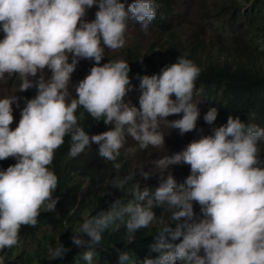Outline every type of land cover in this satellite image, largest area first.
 Segmentation results:
<instances>
[{
	"label": "clouds",
	"instance_id": "clouds-1",
	"mask_svg": "<svg viewBox=\"0 0 264 264\" xmlns=\"http://www.w3.org/2000/svg\"><path fill=\"white\" fill-rule=\"evenodd\" d=\"M95 5L99 10L88 21V10ZM159 7L157 0L130 4L126 0H0V31L4 33L0 80L5 74H19L18 90L24 95L15 130L10 127L13 104L19 107L20 97L0 98V160L17 161L6 170L0 168V264L15 251L22 225L36 226L42 208H57L60 198H53V193L59 177L50 166L66 136L71 138L69 155L73 158L93 142L98 144L99 155L116 170L111 186L125 194L74 229L73 243L87 248L77 264L81 260L95 264V250L107 230L123 225L134 238L139 229L161 222L156 221V208L171 213V222L150 246L159 255L141 261L121 251L119 264H264V156L260 154L264 127L232 115L225 124L215 126L219 111L210 107L199 123L214 125L211 134L153 160L154 167L148 171L143 166L138 169L145 180L160 175L154 193L141 187L137 172L120 175L121 156L127 162L136 153L135 147L125 148L129 137L140 150L159 147L166 138L161 120L183 114L168 120L183 135L197 129L201 116L194 95L202 69L193 60L182 55L158 74L138 76L141 94L136 107L126 99L136 90L129 62L105 57L106 48L124 47L130 22L138 23L145 33L150 26L156 28L153 22ZM170 34L157 36L154 52H159ZM85 58L89 74L75 85V98L69 91L72 73ZM106 59L111 60L101 65ZM44 69L51 72L50 79L43 75L35 79ZM32 88L37 89L36 96ZM80 109L95 119L103 133L88 134L81 124L84 113L78 116ZM181 164L191 167L184 183L169 171L170 166ZM169 236L180 242H169ZM69 250L59 241L49 246V258L63 257Z\"/></svg>",
	"mask_w": 264,
	"mask_h": 264
},
{
	"label": "trees",
	"instance_id": "trees-1",
	"mask_svg": "<svg viewBox=\"0 0 264 264\" xmlns=\"http://www.w3.org/2000/svg\"><path fill=\"white\" fill-rule=\"evenodd\" d=\"M178 1L157 0L160 6L159 14L153 24L159 36L167 31L171 34L165 38L158 53L153 51V47L145 51L139 47H133L132 50L128 47L130 51L123 60L130 64L129 75L135 73L142 77L158 74L165 66L176 63L178 57L183 55L202 69L196 81L194 98L200 94L209 107L218 109L219 114L215 121L217 126L225 124L232 115L239 116L246 124L255 123L264 127V58L261 56L264 52V0L219 2L220 18L231 20L230 30L236 31L243 48H248L245 49L247 52L242 54L229 52L224 60L211 50L203 38L197 39L194 35L183 37L174 30L172 16L175 14ZM126 2L130 4L133 0ZM247 4L251 7L247 13H243L242 9ZM110 60H102L100 64L103 65ZM26 95L27 100L32 99L30 89ZM82 112L84 119L81 124L85 130L87 129L88 134L90 135L91 131L95 132L91 135L103 133L100 126L95 125V119L84 109H80L78 116ZM70 139V136L65 137V143L59 147V152H55L50 166L59 177L58 187L53 193V198H60L57 208L54 211L42 208L36 226L22 225L19 243L15 248V250L21 248L22 252L18 254L15 251L9 252L5 255L4 264H77V259L87 251V248L73 243L74 229L79 227L85 218L108 210L111 203L125 195L111 186L116 170L112 162L99 155V145L93 142L82 154L73 158L69 155ZM260 149L261 156H264V143H261ZM120 161L121 176L132 172L123 155ZM16 162L11 157L0 160V168L6 170ZM136 179L139 177L136 176ZM84 186L86 188L82 191ZM145 186L151 188L153 193L159 187L153 182L141 185L142 188ZM155 212L156 221L161 222H154L147 228L139 229L134 238L123 225L118 229L113 227L107 230L101 246L95 250V264H119L121 251L130 252L135 260L141 261L146 257L158 256L159 253L152 252L150 246L157 242L160 229L171 222V213L163 208H156ZM48 227L54 231L44 234L41 229ZM172 227H175V222H172ZM59 241L70 250L63 257L50 260L49 246L55 247ZM169 242L180 241H171L169 236ZM80 264L86 262L81 260Z\"/></svg>",
	"mask_w": 264,
	"mask_h": 264
},
{
	"label": "rangeland",
	"instance_id": "rangeland-1",
	"mask_svg": "<svg viewBox=\"0 0 264 264\" xmlns=\"http://www.w3.org/2000/svg\"><path fill=\"white\" fill-rule=\"evenodd\" d=\"M221 0H179L178 5L176 7V11L174 16H172L173 20V28L177 33H181L183 37H188V35H194L198 38H203L209 45L211 50L221 59L224 60L226 54L229 52L235 53H243L247 52L243 48V43L241 40H238L236 31H233L230 28L232 27L231 20H222L220 18V13L218 12V7H220L219 2ZM250 4H247L242 12L247 13L250 9ZM99 10L98 5L93 6L88 10L86 19L88 21L95 19V13ZM158 30L155 27H149L147 33L141 28L138 23H129L128 29L125 33L126 43L124 47L120 49H105V57L113 58L114 60H122L128 55L129 51L128 47L133 49V47H139L143 51L148 50L150 48H156L159 45L157 42V32ZM4 33L0 31V39H2ZM263 38V37H261ZM196 39V40H197ZM195 40V41H196ZM235 42V44H234ZM237 47V48H236ZM242 47V48H241ZM263 49V47H262ZM241 51V52H239ZM261 51V50H259ZM264 58V52L261 54ZM104 57V58H105ZM117 57V58H115ZM264 60V59H263ZM71 62V59L70 61ZM87 58L81 59L78 63L75 71L72 73L71 84L69 87V91L72 93L73 97L78 98L75 85L78 84L79 81L86 78L89 74V66L86 64ZM43 75L45 80L50 79L51 72L47 69H44L42 73H38L35 79H39L40 76ZM131 82L135 85L136 90L129 93L130 98L129 101L132 105L139 107V84L141 80L136 74L131 75ZM19 74H14L9 76L5 74V77L0 80V98L9 97L13 95H17L20 97L19 99V107L16 104H13V115L14 121L10 125L13 130L18 126V123L21 119V111L23 107V98L24 95L22 92H19ZM34 90V96L37 95V89L32 88ZM23 96V97H22ZM173 98L174 95H173ZM200 109L201 116L197 122V129L191 132L185 133L181 135L179 129L171 128L168 120H175L182 117L183 114H174L169 116L165 120H161L160 122V130L165 135V145L154 147L149 146L146 150H140L131 137L128 138V142L125 145V148L135 147L136 153L134 156L129 157V164L132 167V172H137L138 169L143 166L145 171L150 170L154 167L152 164L153 160L157 158L163 157L165 155H170L179 151H182L190 142L194 139H199L202 135L211 134L212 127L214 125H209L206 122L205 126L200 125L199 121L203 119V116L208 112L210 107L207 105L205 100L202 98L200 94H197L196 100L194 101ZM215 126H217L215 124ZM203 129V132L200 130ZM123 150V149H122ZM124 151V150H123ZM158 172V170H155ZM169 171L173 174L176 181H180L184 183L187 176L191 173V167L188 164L181 165H172L170 166ZM167 173H165L166 178ZM137 177H139V181L141 185L148 184L150 182H157L159 185L161 183V177L157 173L151 176L149 179H144L140 176L139 172H137ZM201 218V214L196 215V219L199 220ZM45 229V230H44ZM49 230V231H48ZM54 231L51 227L49 229L42 228V232L47 234L48 232ZM6 248L3 250L5 252ZM2 251H0V256ZM22 252L21 248L15 250V253ZM4 257V256H3ZM96 261V260H94ZM98 263V262H97Z\"/></svg>",
	"mask_w": 264,
	"mask_h": 264
}]
</instances>
